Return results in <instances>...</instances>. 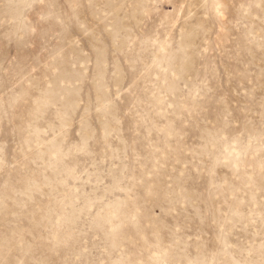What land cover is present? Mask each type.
Masks as SVG:
<instances>
[{"label":"rangeland","instance_id":"rangeland-1","mask_svg":"<svg viewBox=\"0 0 264 264\" xmlns=\"http://www.w3.org/2000/svg\"><path fill=\"white\" fill-rule=\"evenodd\" d=\"M0 264H264V0H0Z\"/></svg>","mask_w":264,"mask_h":264},{"label":"snow or ice","instance_id":"snow-or-ice-1","mask_svg":"<svg viewBox=\"0 0 264 264\" xmlns=\"http://www.w3.org/2000/svg\"><path fill=\"white\" fill-rule=\"evenodd\" d=\"M221 8H223V5H218V6H217V10H218V12H219V10H220ZM220 14L222 15V13H220Z\"/></svg>","mask_w":264,"mask_h":264}]
</instances>
